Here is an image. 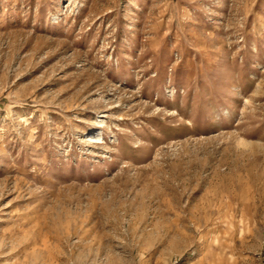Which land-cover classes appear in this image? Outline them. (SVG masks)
Segmentation results:
<instances>
[{
	"label": "rangeland",
	"instance_id": "1",
	"mask_svg": "<svg viewBox=\"0 0 264 264\" xmlns=\"http://www.w3.org/2000/svg\"><path fill=\"white\" fill-rule=\"evenodd\" d=\"M0 264H264V0H0Z\"/></svg>",
	"mask_w": 264,
	"mask_h": 264
}]
</instances>
